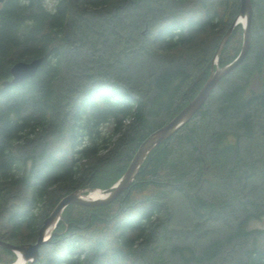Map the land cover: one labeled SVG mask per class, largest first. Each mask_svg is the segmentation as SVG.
Instances as JSON below:
<instances>
[{"label": "trees", "instance_id": "trees-1", "mask_svg": "<svg viewBox=\"0 0 264 264\" xmlns=\"http://www.w3.org/2000/svg\"><path fill=\"white\" fill-rule=\"evenodd\" d=\"M250 1L242 62L150 149L125 192L106 204H67L28 264H264V226L248 224L264 215V44L256 27L264 3ZM238 7L239 0H2L0 81L13 61L42 59L33 75L0 84V238L33 241L64 193L110 185L139 141L196 93ZM240 40L236 24L218 64L236 55ZM178 142L186 150L175 155ZM235 181L254 197L219 193ZM148 188L155 194L137 195ZM175 192L187 214L181 226L165 202ZM14 259L0 246V262Z\"/></svg>", "mask_w": 264, "mask_h": 264}, {"label": "water", "instance_id": "water-1", "mask_svg": "<svg viewBox=\"0 0 264 264\" xmlns=\"http://www.w3.org/2000/svg\"><path fill=\"white\" fill-rule=\"evenodd\" d=\"M264 3V0H263ZM252 19V5L250 0H239V7L235 16L231 19L228 27L219 38L216 47L211 55L209 62L208 74L196 91V93L186 101V103L169 119L149 131L138 143L132 153L125 169L122 173L108 186L104 188L96 187L100 194L87 196L83 191L91 190L88 187L76 188L64 193L58 198L49 212L42 217L36 230V236L33 241L10 242L0 238V246L11 250L15 254V259L10 263L0 264H28L33 262L38 256L39 246L50 240L54 233L52 229L60 217L62 209L69 203L80 204L85 206H96L106 204L113 200L120 193L128 189L131 181L135 177L136 171L140 166L145 155L150 149L170 136L203 104L211 90L219 80L235 69L245 58L250 43V25ZM239 24L241 29V40L238 52L229 61L218 64V54L225 44L234 25ZM42 56L33 57L27 60L18 59L9 66L10 77L0 81L1 85H8L21 81L35 72ZM93 190V189H92ZM45 232L46 235H45Z\"/></svg>", "mask_w": 264, "mask_h": 264}, {"label": "rangeland", "instance_id": "rangeland-1", "mask_svg": "<svg viewBox=\"0 0 264 264\" xmlns=\"http://www.w3.org/2000/svg\"><path fill=\"white\" fill-rule=\"evenodd\" d=\"M2 0H0V2H1ZM49 1V0H48ZM252 18H253V14H252ZM256 22H257V28L258 29H261V33H262V35L263 36H261V38H257V42L259 41L262 45L264 44V31L262 30V29H264V10L262 9H260V15H259V17H256ZM257 44V43H256ZM234 70V69H233ZM231 72V71H230ZM216 86V85H215ZM213 90V89H212ZM212 100H213V98L211 99V102H212ZM205 102V101H204ZM203 102V103H204ZM214 118V117H213ZM210 121V120H209ZM243 147V146H242ZM186 145L185 144H179V142H178V144L177 145H174L173 146V153L175 154V155H177V154H179L180 152H184L186 149ZM257 151H260V148H257ZM190 165H192V164H190ZM193 166V165H192ZM192 166H191V168H190V171H192L193 170V168H192ZM104 172H101L100 174L102 175ZM107 175V174H106ZM256 177L257 176H255V179H256ZM242 179V178H241ZM99 181V180H98ZM97 181V182H98ZM114 181V180H113ZM112 181V182H113ZM241 181V180H240ZM255 182L253 181V183H252V185L254 184ZM240 184V183H239ZM85 187H88V186H85ZM231 187V188H230ZM88 188H90V189H95L96 187H88ZM99 188H101V187H99ZM162 189H164V187L162 188ZM226 189H227V192L229 191L230 193H232L231 195H232V197H231V199L232 198H234L235 197V193H236V190H242V191H240V193H243L240 197L241 198H243V199H247V198H249V197H254L253 196V194L251 193V192H249L248 190H243V189H241V188H239V185L237 186V184H236V181H235V183L233 184V183H231V186H229V187H224V188H221L220 187V189H219V193L220 194H222V192H224V191H226ZM161 190L159 189V191L158 192H160ZM84 193H88V191H83ZM157 192V193H158ZM217 193V192H216ZM152 195V194H155L154 193V191H153V189L151 190L150 188H148V189H146L145 191H141V192H139V193H137V195ZM165 202L168 204V210H173L174 211V213H173V216H172V218H171V220H173L172 221V223L174 222V223H177L178 225H183V224H186L187 223V221H186V217H187V214L185 213V211H184V203L182 202V199H181V197H180V194L179 193H177V192H175V193H173L172 195H169V196H167L166 198H165ZM186 207V206H185ZM204 225H206L205 224V221H203L202 222ZM248 224H249V226H255V227H263L264 226V215L263 216H261V217H259V218H255V219H250L249 221H248ZM5 240H7V239H5ZM9 241V240H8ZM10 242H12V241H10ZM40 253H43V250L40 248V246H39V249H38V255L40 254ZM38 257V256H37Z\"/></svg>", "mask_w": 264, "mask_h": 264}, {"label": "bare ground", "instance_id": "bare-ground-1", "mask_svg": "<svg viewBox=\"0 0 264 264\" xmlns=\"http://www.w3.org/2000/svg\"><path fill=\"white\" fill-rule=\"evenodd\" d=\"M100 194L99 190H96V189H91L88 191V193L86 194L87 196H95V195H98ZM47 232H45V235H46Z\"/></svg>", "mask_w": 264, "mask_h": 264}]
</instances>
